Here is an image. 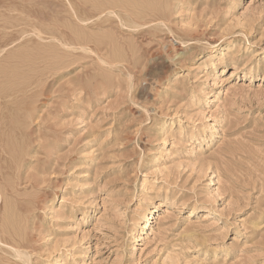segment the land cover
Returning a JSON list of instances; mask_svg holds the SVG:
<instances>
[{"label":"rangeland","instance_id":"rangeland-1","mask_svg":"<svg viewBox=\"0 0 264 264\" xmlns=\"http://www.w3.org/2000/svg\"><path fill=\"white\" fill-rule=\"evenodd\" d=\"M0 136V264H264V0H0Z\"/></svg>","mask_w":264,"mask_h":264},{"label":"bare ground","instance_id":"bare-ground-1","mask_svg":"<svg viewBox=\"0 0 264 264\" xmlns=\"http://www.w3.org/2000/svg\"><path fill=\"white\" fill-rule=\"evenodd\" d=\"M93 2H94V1H93ZM107 3H109V2L107 1ZM107 3H106V4H107ZM106 4H105V5H106ZM119 4H120V3H119ZM121 4H122V2H121ZM103 5H104V4H103ZM114 5H115V4H114ZM115 6H116V5H115ZM111 8H113V7H111ZM150 8H151V7H150ZM94 10H95V9H94ZM107 10H108V9H107ZM109 10H110V9H109ZM109 10H108V12H106V10H105V12H106L107 14H109V12H111V10H110V11H109ZM113 10H114V9H113ZM113 10H112V11H113ZM132 10H133V9H132ZM149 10H150V9H149ZM135 11H136V10H135ZM150 11H151V10H150ZM103 12H104V11H103ZM129 12H130V11H129ZM114 13H116V12H114ZM130 13H131V12H130ZM134 14H135V13H134ZM138 16H139V15H138ZM134 25H135V24H134ZM137 25H138V24H137ZM132 26H133V25H132ZM132 26H131V27H132ZM0 137H1V136H0ZM13 233H14V232H13ZM9 235H10V234H9ZM16 237H17V236H16ZM11 240H12V239H11Z\"/></svg>","mask_w":264,"mask_h":264}]
</instances>
